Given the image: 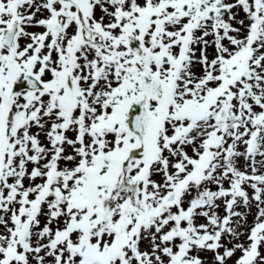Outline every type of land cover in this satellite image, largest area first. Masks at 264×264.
Returning <instances> with one entry per match:
<instances>
[{
  "label": "snow or ice",
  "instance_id": "obj_1",
  "mask_svg": "<svg viewBox=\"0 0 264 264\" xmlns=\"http://www.w3.org/2000/svg\"><path fill=\"white\" fill-rule=\"evenodd\" d=\"M0 264H264V0H0Z\"/></svg>",
  "mask_w": 264,
  "mask_h": 264
},
{
  "label": "rangeland",
  "instance_id": "obj_2",
  "mask_svg": "<svg viewBox=\"0 0 264 264\" xmlns=\"http://www.w3.org/2000/svg\"><path fill=\"white\" fill-rule=\"evenodd\" d=\"M34 30L38 31L39 29H34ZM250 220H251V218H250Z\"/></svg>",
  "mask_w": 264,
  "mask_h": 264
}]
</instances>
